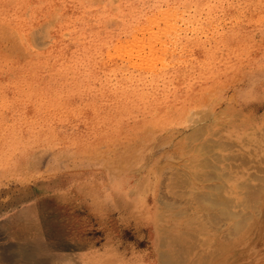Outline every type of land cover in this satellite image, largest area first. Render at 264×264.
Wrapping results in <instances>:
<instances>
[{
    "label": "rangeland",
    "instance_id": "obj_1",
    "mask_svg": "<svg viewBox=\"0 0 264 264\" xmlns=\"http://www.w3.org/2000/svg\"><path fill=\"white\" fill-rule=\"evenodd\" d=\"M35 4L49 10L41 18L29 11L27 20L41 27L29 43L0 21V97L16 89V71L51 62L54 44L99 71L88 87L48 88L43 103L0 99L1 217L26 209L22 221L78 259L86 253L84 264H158V196L172 168L201 154L203 135L230 164L227 196L241 199L239 184L250 179L264 186V0H85L96 11L90 20L101 23L85 25L83 35L67 32L78 23L70 19L75 4ZM133 96L143 107L124 100ZM155 101L166 102L158 105L165 118ZM195 124L209 129L194 141L187 134H196ZM232 154L237 159L228 160ZM242 247L241 264H264V239Z\"/></svg>",
    "mask_w": 264,
    "mask_h": 264
},
{
    "label": "bare ground",
    "instance_id": "obj_2",
    "mask_svg": "<svg viewBox=\"0 0 264 264\" xmlns=\"http://www.w3.org/2000/svg\"><path fill=\"white\" fill-rule=\"evenodd\" d=\"M38 1H43L45 4L48 0H0V21L4 23L8 29H11V35L14 39L17 37L18 40L21 39L29 43L30 40L34 38L33 33L41 29V27L37 29L34 26L35 21L38 19H34V21L27 20L26 18L29 11L31 15L44 13L40 18L47 15L46 12L49 9L45 11L43 8L36 6L35 3ZM56 1L63 4L69 2L75 4L74 7H77L75 16L70 19H75L78 23L73 20L72 23L74 26L67 30L71 35L75 31L83 35L82 28H85V25L101 23L95 19L90 20L92 16L94 17L96 15V11L92 10L90 5H86L85 0ZM52 6L53 0H50V7ZM97 13L100 14L102 11H97ZM55 15L58 16V10ZM87 15L88 17H86ZM155 16L158 15L155 14ZM162 16L164 17V14ZM11 18L15 19V25H17V27L11 28L7 25ZM159 19L163 18H158V21ZM157 22L155 21V23ZM47 26H49V22L44 21L42 30H46ZM62 35L63 34H60L56 37L61 38ZM86 37L88 36L85 35V42L89 43ZM98 42L99 38H92L91 44H97ZM64 49L66 50V47L63 48L61 45L57 46L54 44L50 51L52 54L51 62H47L49 61L47 59H37V64L23 67L16 71L14 76L10 79V81L14 83L16 89L14 90L12 88L11 91H8L6 97H0V99H14L20 96L23 101L43 103L44 101L41 99L42 93L48 88H60L73 84H81L88 87L89 83L96 80L94 77L97 76L96 74L99 70L93 67H87L79 54L76 59L72 61L67 50L68 58H63L60 62H57L59 54H62ZM41 60L47 61L43 64ZM74 66L75 68H73ZM71 73L74 75L73 78L69 76ZM101 81L103 82V80ZM15 91H17L16 94ZM83 96L82 93L75 94L76 98H81ZM141 99L143 98L141 97ZM141 99L136 98V96L134 98L133 96L132 99L124 100L133 102L135 105L132 107L138 106L141 108L143 107V105H140ZM160 103L166 104V102L155 101L154 107L158 111V115L161 118H165V111L158 110V105ZM195 105L193 104V106ZM125 110H127V108H125L124 111ZM27 111L28 107L26 108V112ZM199 112L200 111H196L194 114H199ZM215 112L216 111L213 110L210 114L212 115ZM205 115L207 116V114ZM168 116L169 113H167V117ZM194 118V115L190 116L188 117V121ZM134 121H136V119ZM162 122H164V120ZM198 124H195L196 134L189 132L187 138L189 137V139L195 141L199 139L202 131L205 133L209 129L208 126L201 127ZM103 126L97 127L99 136L108 135V133H106L107 129ZM216 134L217 133H215V135ZM179 139L180 138H178V141ZM184 139H186V137H184ZM188 145V147H190V152H195V150H197L194 144L191 146L190 141ZM198 150L201 151V154L197 157L196 154H191L186 167L182 169L180 166L172 168V170L167 173L164 183L168 190L162 192L158 196L157 202L160 203L159 206L161 207L162 224L158 225V234L155 237L156 247L154 253L157 256V263L241 264V258H243L242 252H245L244 248H246L242 247L244 243L247 245L254 244L255 246L257 245L258 237L260 241L264 239V186L260 187L254 185L249 182L251 180L249 178V181L239 184L240 188H243L241 192L243 196L241 199L239 198L241 196L238 198L227 196L226 177L230 175L227 170L230 164L227 163L222 165L225 156L219 148H217V144L212 141V138L208 140L205 135H203ZM179 153V155H181V152ZM184 153L182 152V154ZM154 154L153 152V155ZM231 159H237V157L232 154L228 157V160ZM123 183L126 184L125 182ZM22 211L17 214H15L16 211H12V214L4 217H1L0 211V264H84L82 259L87 256L86 253L81 252V255L78 254L80 257L78 259L75 256V251L71 248L68 250L63 247L66 243L60 239L53 240L47 237V235L45 236L44 232H41L40 228H38L34 222L31 224L28 221L25 222L26 220L22 221L24 213L27 210L23 209ZM256 232H258L257 241L255 239L256 236H253ZM259 253L260 252H258V254ZM96 264L100 263L96 262ZM111 264H115L114 261Z\"/></svg>",
    "mask_w": 264,
    "mask_h": 264
}]
</instances>
